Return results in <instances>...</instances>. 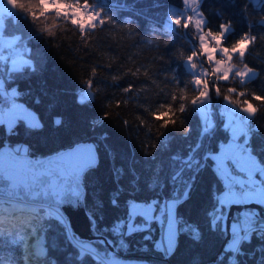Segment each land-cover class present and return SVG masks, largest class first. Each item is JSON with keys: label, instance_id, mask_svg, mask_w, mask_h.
I'll return each mask as SVG.
<instances>
[{"label": "trees", "instance_id": "obj_1", "mask_svg": "<svg viewBox=\"0 0 264 264\" xmlns=\"http://www.w3.org/2000/svg\"><path fill=\"white\" fill-rule=\"evenodd\" d=\"M99 3L113 23L106 22L93 35L84 38H80L71 26L60 37L46 42L29 23V16L22 12L19 18L6 21L5 34L20 36L17 45L28 49L27 54L35 59L36 69L25 67L14 73L0 63V76L5 78L8 86L17 88L21 101L39 112L43 123L34 129L28 119L19 118L13 129L0 132V146L12 144L18 149L27 144V152L42 156L82 140L96 141L101 160L85 176L87 205L98 220V229L113 239L118 254L147 259L149 264H200L223 254L222 264H228L232 254L219 253L228 236L227 223L213 225L211 220L215 197L224 191V187L214 170V162L205 160L206 154L219 151V145L230 139V133L224 128L226 118L220 114L222 98L214 97L213 100L214 130L202 135L199 114L189 108L183 118L190 131L185 133L179 125L164 130L162 135L168 138L166 147L161 135L145 128L137 119L143 115L150 120L147 110L164 102V96L159 94L156 86H164L161 80L164 83L175 80L184 85L190 78L193 81L197 74L184 57L198 49L199 33L194 25L187 28L177 26L169 17L172 9L186 14L183 0H99ZM200 6L206 17L205 30L215 32L220 26L223 31L221 22L231 21L233 30L226 33L224 42L228 47L248 31L258 37L264 36V22L260 19L264 17V11L250 4V0H202ZM66 20L71 21V18ZM202 58L205 68L210 71L213 63H209L205 56ZM243 63L258 72L245 84L236 87L264 94V41L258 39L249 46ZM94 66L99 69V75L94 78L98 91L91 100L81 103L83 82L89 78ZM129 69H135L139 75H126ZM165 72L172 75L164 76ZM112 76L122 78L113 81ZM233 78L240 81L235 75L229 81ZM192 85L196 87L194 82ZM131 87L134 92H123ZM120 100L125 103L120 104ZM106 110L112 111L113 115L104 117ZM57 119L61 121L59 125L55 123ZM250 125L249 145L264 163V112L258 113ZM197 144L200 148L194 155L202 167L183 173L182 179H194L188 199L182 200L177 207L179 235L174 252L165 256L155 247V242L162 237V227L157 222L151 226L150 240L143 238L149 233H133L125 237L126 248H120L116 243L119 237L106 229L119 218H126L129 200H157L159 210L163 201L176 194L174 187L182 190L179 181L174 186L169 179L182 166L172 157H186ZM157 166H160L164 184L162 188L151 190L147 184ZM118 170L122 171L118 174ZM135 177H139V181L134 189ZM117 191V206H113L112 194ZM45 211H48L46 207ZM41 215L44 217L40 224L46 237L48 259L55 260L56 264H81L77 259L79 250L69 240L68 226L54 216H47L44 212ZM193 228L199 233V239L193 238ZM0 242L7 255L10 237L5 236ZM96 244L104 250L98 241ZM262 247L264 240L254 235L250 243L242 245L244 255L237 257L239 264H260L261 255H264L259 251ZM14 254L19 257L22 248L16 246ZM83 264L97 262L86 255ZM207 264H221V261L217 258Z\"/></svg>", "mask_w": 264, "mask_h": 264}, {"label": "snow or ice", "instance_id": "obj_2", "mask_svg": "<svg viewBox=\"0 0 264 264\" xmlns=\"http://www.w3.org/2000/svg\"><path fill=\"white\" fill-rule=\"evenodd\" d=\"M47 3L56 5L52 10L57 17L71 18L76 25V31L80 38L93 35L97 29V24L103 27L106 23V21L98 18L96 12L90 11L89 4L85 3L84 0H47ZM183 4L192 10L191 14L178 13L172 9L169 13L171 21L184 28L194 25L202 33L198 37L201 42L200 48L187 54L184 58L190 63L192 69H197L200 66L197 57L206 54L209 63L215 62V66L210 70L212 79H207V72L195 75L191 83L194 82L196 87H194L191 96L187 90L173 95L171 97L173 102L152 111L151 116L156 118L158 127L163 124L168 129L175 122L176 126L183 127L184 132L187 133L190 129L187 127L186 121L184 118L177 120L175 113L178 111L183 117L185 111L191 108L194 113L199 114L202 123V135H207L215 128L214 97H223L224 104L220 114L226 118L224 128L230 133V139L219 145L218 154H206L205 160L211 159L214 162V170L224 187L222 194L215 197L216 206L211 213L212 224L224 223L226 225L227 210L231 209L232 206L241 209L237 213L235 221L230 225L231 239L227 241L223 250V253L232 254L228 258V264H239L237 257L244 255L242 251L244 243H250L254 235L258 239L264 240V216H261L255 208L247 207L250 204H255L264 209V163L258 160L249 146L252 131L250 121L257 116L256 108L264 104V96L257 100L256 93L250 91L249 96L245 98V91L248 90L246 88L245 91H241L239 88L227 89L234 95H226V89L221 86V82L229 81L235 75L245 84L255 77L256 70L244 64L243 59L247 56L249 46L258 39L264 41V36H253L248 31L243 33L238 41L232 42L229 47H224L225 35L233 30L232 25L226 22L223 31H220V26L215 32L205 31L206 20L199 11L201 0H183ZM250 4L256 5L260 11H264V0H250ZM61 5L64 6L63 11ZM39 7L43 8L44 4H39ZM21 12L32 19L37 18L36 12L31 9L25 12L23 9L14 7L10 0H0V61L5 60L3 55L5 48L10 49L13 57L11 69L14 73L20 72L25 66L33 71L36 69V63L31 57L24 58L28 49L21 52L17 47H14L21 39L19 36H13L7 40L4 38L6 21L19 18ZM43 15H47V12H44ZM260 19L261 22H264V17ZM167 29L172 30L170 26H167ZM213 42L214 46L210 47ZM218 54L220 55L219 59L217 58ZM237 66H239L238 71L233 74V69ZM125 74L139 75L135 69H129ZM98 75L99 69L94 66L89 78L83 82L87 91L81 93L79 102L91 100L98 91L94 80ZM144 75L148 76V73H144ZM121 78V76L111 77L113 81ZM4 90L5 81L0 77V95L4 94ZM134 90V87L125 88L123 92L131 93ZM8 95L15 97L18 93L13 89ZM237 96L239 99L236 98ZM181 101L183 104L177 108ZM124 103V100H120V104ZM111 107L112 105H109V108ZM18 113H26L27 116L31 117L30 127L34 129L41 127L32 113H28L22 105L16 103L12 104V108L7 114L3 107H0V125H7L9 130L13 129ZM111 115L113 113L110 110L104 112V117ZM137 119L139 124H141L140 121H144L143 125L149 129V120L145 119L143 115ZM55 123L59 125L61 121L57 119ZM125 123H131V121H125ZM161 136L163 145L166 147L168 138ZM241 138H243L242 143L239 142ZM199 148L200 144H197L190 149L186 157L179 155L172 157L173 160L180 161L182 166L173 172L169 178L170 182L175 186V182L179 181L183 185V189L179 190L174 187L173 190L176 194L171 200L165 201L159 207V215L156 214L159 205L157 200L146 203H137L135 200L128 201L129 211L126 218H119L113 222L110 228L106 229L112 235L119 237L116 243L120 248H126L125 237L131 236L133 233H149L143 238L150 240L151 226L153 222H157L162 227V237L161 240L155 242V247L162 251L165 256L174 252L178 236V220L175 210L182 200L188 199L191 181L194 179L189 177L188 180H184L182 177L186 170L202 167L194 155ZM81 151H86L89 154L86 163L79 164L75 168L64 166L65 161L70 164L77 153ZM97 162L98 157L93 145H78L74 150L58 153L47 160L29 159L26 148L5 150L0 147V241L5 236L10 237L7 255H5L3 243L0 242V264H56L55 260L48 259V249L38 234L43 231L40 221L44 217L41 213L44 212L47 216H55L66 224L60 212V205L64 202L66 181L70 178L74 182L72 193L79 200L82 199L81 177L87 168L94 167ZM120 171L122 170H118V174ZM160 173V166H157L156 172L150 177L147 184L149 189L154 190L163 187L164 181L161 179ZM138 181L139 177H135L132 184L134 189L137 187ZM118 196L119 191L112 194L111 204L113 206H117ZM45 207L48 211H45ZM137 217L141 218L140 223L136 222ZM92 223L95 226V219L92 220ZM192 231L193 238L199 239V233L194 228ZM32 240L35 242H31ZM69 240L79 250L77 259L81 264H83L86 255L95 258L97 264H124L122 260L117 259L114 254L107 251L108 246L112 245L113 242L103 239L101 234L98 236V243L104 248L103 252L97 251L92 243H86L74 234H69ZM16 246L22 248V254L19 257L14 254ZM259 251L264 253V247L260 248ZM218 260L222 264L223 254L218 257ZM262 262H264V255H261L260 258V264Z\"/></svg>", "mask_w": 264, "mask_h": 264}, {"label": "clouds", "instance_id": "obj_3", "mask_svg": "<svg viewBox=\"0 0 264 264\" xmlns=\"http://www.w3.org/2000/svg\"><path fill=\"white\" fill-rule=\"evenodd\" d=\"M84 2L88 3L90 9H92V11H94L98 14V18L100 20L106 21L109 23H113V21H111L110 17L104 14L105 8L103 5H101L99 3V0H84ZM41 3L44 4L43 8L39 7V4H41ZM201 3H202V0H201ZM16 7L23 9L25 12H27L29 9L36 12L37 18L32 19L29 16V23L34 26V29L36 32L40 33V35L43 36V38L45 39L46 42H48L49 39H56V38L60 37V35L65 30L69 29L71 26H74V30L76 31L75 24L73 23L72 20L68 21L65 18L58 19L56 13L52 11V9L56 7V5L47 3V0H17ZM60 7H61V10L63 11L64 6L61 5ZM44 12H47L50 14L46 16V15H43ZM226 22L231 24V21L221 22L222 28ZM96 28L99 29L100 25L97 24ZM160 59H163V57H160ZM200 60H201V58L197 57L198 63H200ZM200 66L203 67L202 64ZM137 71H139V70H137ZM163 75L170 77L172 75V73L165 72V73H163ZM207 79L208 80L212 79L211 74H209L207 76ZM222 82H225V81H222ZM160 83L163 84L164 86L161 87L160 84H156V82H155L157 88L159 89V94L164 96V99H163L164 102L163 103L158 102L157 103L158 106H154L153 108L148 109L147 110L148 116L151 119L149 120L148 118H145V119L149 120V130L155 131L158 135H162L164 133V130H166V128L163 126V124H161L159 127L157 126L156 118L151 116V112L154 110L162 108L165 104H167L169 102H173L171 97L173 95L183 93L185 90H187L189 96H191L192 91H190V89L194 87L191 83V78L188 79V81L184 85H181L178 81H175V80L171 83H164L161 80ZM237 84L242 85L243 81H241V80L236 81L235 78H233L232 81H227L224 85H221V86L226 89V91H225L226 95H234L232 92L227 91V89L237 88L236 87ZM169 85H171V87H169ZM240 90L245 91V89H240ZM250 91H252V90L248 89L245 91V98H247L249 96ZM261 96H264V94L256 93L257 100H259L261 98ZM216 98H218V99L222 98V100H223L222 96H218ZM236 98L239 99L238 96ZM182 104H183V101H181L177 105V108H179ZM256 112H257V114L264 112V104L257 107ZM185 113H186V111H185ZM6 114H7V112H6ZM175 114L177 116V120H180L183 118V117H181V115L179 114L178 111ZM103 115H104V113H103ZM140 123L143 125L144 121H140ZM172 127L173 128L176 127L175 122H173Z\"/></svg>", "mask_w": 264, "mask_h": 264}, {"label": "water", "instance_id": "obj_4", "mask_svg": "<svg viewBox=\"0 0 264 264\" xmlns=\"http://www.w3.org/2000/svg\"><path fill=\"white\" fill-rule=\"evenodd\" d=\"M78 145H83V146L93 145L95 147V151L98 157V162L94 167L87 168L81 177V187L83 189L82 199L79 200L76 196L73 195L72 188L74 187V182L69 178V180L66 181V186L64 190V196H63L64 202L60 206L66 211L70 219L69 227L71 228L72 232L75 233L79 237V239L84 240V241H98V236L101 234L103 239L111 240L113 242L112 245L108 246V249L112 252H117V248H116V245L113 239L108 234L98 229V220L87 205V188L85 185V176L89 170L97 167L101 160L98 144L96 143V141L82 140L72 146L62 148L58 151H55V152H52L46 155L35 156L32 153H27V156L29 159H33V160H47L57 155L58 153L74 150ZM0 147L4 148L5 150H9V149L15 150L16 149L12 144H4ZM88 159H89V154L86 151H81L80 153H77V155L72 159L70 164L69 162L65 161L64 166L75 168L79 164L86 163ZM247 207L258 209L261 212L260 214L264 216V213H263L264 209L259 208L255 204H250ZM237 211H241V209L237 206H232L231 209H229V211L227 212L226 219H227L228 236H227L226 241L223 244V248L225 247L227 241L231 239L230 225L233 222ZM93 219H95V226H93V223H92ZM217 258H218V255L200 264H207L211 261H215Z\"/></svg>", "mask_w": 264, "mask_h": 264}, {"label": "rangeland", "instance_id": "obj_5", "mask_svg": "<svg viewBox=\"0 0 264 264\" xmlns=\"http://www.w3.org/2000/svg\"><path fill=\"white\" fill-rule=\"evenodd\" d=\"M10 2L12 3V5L15 7L16 6V1L15 0H10ZM199 11L203 14V18H204V13H203V10L201 9V6H200V8H199ZM13 36H19V35H7V34H4V38H5V40H7V39H10V38H12ZM20 37V36H19ZM18 43V42H17ZM14 47H17V49L19 50V51H21V52H23V50L24 49H27V48H25L24 46H14ZM210 47H213V45L212 44H210ZM224 47H228V46H224ZM200 48V44H199V40H198V49ZM218 53H219V50H218ZM3 55H4V57H5V60H3V61H0V63H4L5 65H7V67L9 68V70H10V72H13L12 71V69H11V59L13 58L12 56H11V50L10 49H8V48H5V50H4V52H3ZM204 56V54L202 55V56H200V58H201V60H200V63H199V65H203V67H201V66H199V68H197V69H195V74L196 73H199V72H202V69L203 68H205V65H204V61H203V57ZM218 56H219V54H218ZM217 56V58L219 59V57ZM29 57H31L29 54H25V56H24V58L25 59H27V58H29ZM32 58V57H31ZM34 61H35V59L34 58H32ZM213 63V65L215 66V62L213 61L212 62ZM190 64V63H189ZM247 65V64H246ZM25 67H27V66H25ZM248 67H250V68H253V67H251V66H249L248 65ZM238 68H239V66H237V68H234V70H233V74H234V72L235 71H238ZM253 69H255L256 70V74H257V72H258V70L256 69V68H253ZM255 74V75H256ZM198 75H200V74H198ZM0 77H2V76H0ZM3 79H4V81H5V90H4V96H8V94L13 90V89H15L16 91H17V93H18V90H17V88L16 87H10V86H8L7 85V81L5 80V78L4 77H2ZM83 91H87V89L84 87L83 89H82V91L80 92V95H81V93L83 92ZM95 95V94H94ZM94 97V96H93ZM16 104H23V105H25V109L27 110V112L28 113H32L36 118H37V122L39 123V124H42L43 123V121H42V119H41V116H40V114H39V112L37 111V110H35L34 108H32V107H30L29 105H27L26 103H24L23 101H21V100H19L18 98H17V100H16V102H15ZM223 104H224V102L221 104V106H220V108L222 109V107H223ZM11 108H12V105H5L4 107H3V109H4V111H5V113L7 112H9L10 110H11ZM20 115L21 116H25L29 121L31 120V117L30 116H27L26 115V113H20ZM2 131V129L0 128V132ZM243 140V138H241V140L239 141L240 143H241V141ZM250 146V145H249ZM251 147V146H250ZM18 148H28V146H27V144H23L22 146H19ZM252 149V148H251ZM253 154L254 155H256L255 153H254V151H253ZM257 156V155H256ZM257 158H258V156H257ZM258 160L261 162V160L258 158ZM262 163V162H261ZM257 178H259V177H257ZM222 194V193H221ZM172 199V198H171ZM171 199H169V200H171ZM137 203H146V202H151V201H136ZM177 207H178V205H177ZM157 211H158V207H157ZM176 216H177V220H178V224H177V230H178V235H179V219H178V214H177V208H176ZM229 210H227V212H228ZM239 211H237V213H238ZM258 212H259V210H258ZM237 213H236V216H237ZM156 214H157V212H156ZM236 216H235V218H236ZM262 216V215H261ZM55 217V216H54ZM235 218H234V220H235ZM233 220V221H234ZM226 221H227V219H226ZM136 222L137 223H140L141 222V218H139V217H137V220H136ZM233 223V222H232ZM67 224V223H66ZM70 230V229H69ZM71 231V230H70ZM41 233V234H40ZM70 233V232H69ZM41 237H42V239H43V241H44V245H45V247L47 248V246H46V237H45V233H43V232H39L38 233ZM75 234V233H74ZM76 235V234H75ZM76 237L79 239V237L76 235ZM81 240V239H80ZM177 240H178V236H177ZM82 241H84V240H82ZM32 242L34 243L35 241L34 240H32ZM86 242H88V243H92L93 244V246L94 247H96V249H97V251H99V252H103L104 250H102L99 246H97V244H96V242H94V241H86ZM177 244V243H176ZM110 252V251H109ZM111 253V252H110ZM112 254H114L116 257H117V259H120V260H122L123 262H124V264H149V261L147 260V259H142V258H134V257H124V256H121L120 254H118V253H112Z\"/></svg>", "mask_w": 264, "mask_h": 264}, {"label": "bare ground", "instance_id": "obj_6", "mask_svg": "<svg viewBox=\"0 0 264 264\" xmlns=\"http://www.w3.org/2000/svg\"><path fill=\"white\" fill-rule=\"evenodd\" d=\"M205 72H207L208 73V75L209 74H211V72L209 71V70H207L206 68H203L202 69V72H199V73H197L196 75H198V74H201V73H205ZM47 208V207H46ZM60 212H61V214L63 215V217H64V220L66 221V225L68 226V229H70L71 230V228L69 227L70 226V219H69V217H68V215H67V213H66V211L60 206ZM260 212V211H259ZM261 213V212H260ZM69 230V232L71 233V234H74L73 232H72V230L70 231ZM75 235V234H74ZM76 236V235H75ZM88 243V242H87ZM222 248H223V246H222ZM224 250V248L222 249V250H220L221 252ZM221 252H219V253H221ZM219 255V254H218Z\"/></svg>", "mask_w": 264, "mask_h": 264}, {"label": "crops", "instance_id": "obj_7", "mask_svg": "<svg viewBox=\"0 0 264 264\" xmlns=\"http://www.w3.org/2000/svg\"><path fill=\"white\" fill-rule=\"evenodd\" d=\"M204 18H205V20H206V17H205V15H204ZM197 30V32L199 33V35L200 34H202L198 29H196ZM205 30V29H204ZM206 31V30H205ZM198 40H199V38H198ZM201 42H200V40H199V44H200ZM204 56L206 57V59H207V55L206 54H204ZM219 57V56H218ZM213 67H214V65H213ZM212 67V68H213ZM234 70V69H233ZM21 105V104H20ZM22 106L25 108V105H23L22 104ZM21 117H25V116H21L20 115V113H18L17 114V118H16V122H17V120L19 119V118H21ZM0 128L3 130V129H6V130H9L8 128H7V125H0ZM227 142V141H226ZM226 142H224V143H226ZM214 154H218V151L217 152H215ZM235 221V220H234ZM233 221V222H234Z\"/></svg>", "mask_w": 264, "mask_h": 264}, {"label": "built area", "instance_id": "obj_8", "mask_svg": "<svg viewBox=\"0 0 264 264\" xmlns=\"http://www.w3.org/2000/svg\"><path fill=\"white\" fill-rule=\"evenodd\" d=\"M90 11H92V9H90ZM8 102L9 104H12L15 101V97H8V98H4V97H0V106L3 102Z\"/></svg>", "mask_w": 264, "mask_h": 264}]
</instances>
